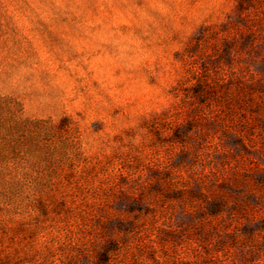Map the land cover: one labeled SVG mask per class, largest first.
Wrapping results in <instances>:
<instances>
[{
  "label": "rangeland",
  "instance_id": "rangeland-1",
  "mask_svg": "<svg viewBox=\"0 0 264 264\" xmlns=\"http://www.w3.org/2000/svg\"><path fill=\"white\" fill-rule=\"evenodd\" d=\"M124 194L153 212L129 235ZM218 195L241 209L199 218ZM109 240L107 264H264V0H0V264Z\"/></svg>",
  "mask_w": 264,
  "mask_h": 264
},
{
  "label": "trees",
  "instance_id": "trees-1",
  "mask_svg": "<svg viewBox=\"0 0 264 264\" xmlns=\"http://www.w3.org/2000/svg\"><path fill=\"white\" fill-rule=\"evenodd\" d=\"M225 46L227 48L225 49V53H228L229 48L227 47V44H225ZM185 84H187V80H185L184 83H181L182 86H184ZM182 92H184V90H182ZM188 94L191 96V98L196 100V103L198 104L197 106L201 108L203 104L208 103L211 100H213V97L216 96L217 93H216V88L214 87V85H212L210 79L208 80L205 79L200 82H195L194 86L191 88ZM187 131H188L187 128L182 127L180 130L175 132V137L173 138L172 141L176 143H182L183 138L187 135ZM156 193H159V190L156 188V186H154V188L152 189V194H156ZM158 195H161V194H158ZM162 197L167 200L170 199L168 196H162ZM237 198L239 199L240 196H238ZM237 198H234V197L231 198V196L226 198L223 195L221 196L218 195L216 197H213L211 200L205 199L201 209L198 210L197 212L199 213V218L219 220L220 218H222L224 214H227V212H230L231 210H234V212L239 211L241 209L239 206H237L233 202L232 203L229 202L230 199H237ZM125 200L129 201L126 194H124L121 197V203L126 204ZM145 201H146L145 197L137 200V202L133 201L131 203L129 201L130 206H128V208L126 209V212L133 215L134 218L129 221H120L119 225L113 229L118 231L120 234L129 235L131 231L133 232V230L135 229V226L138 224L139 222L138 218L143 217V216L152 217L153 212L145 208L144 206L146 204ZM257 231H259L258 228H256L255 230L248 231L247 236L250 237ZM201 236L204 238V235H201ZM118 245H119V241L117 242L111 241V240L107 241L101 247L100 250L95 252V264H107L111 256H113L118 251V249L116 248V246ZM254 256H255L254 252H248L243 257V261L249 262L250 259L254 258Z\"/></svg>",
  "mask_w": 264,
  "mask_h": 264
}]
</instances>
